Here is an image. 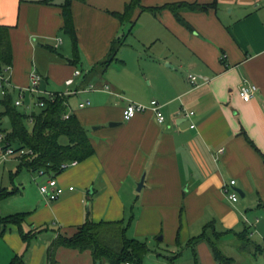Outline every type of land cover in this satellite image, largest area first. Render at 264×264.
Segmentation results:
<instances>
[{"label":"crops","instance_id":"crops-1","mask_svg":"<svg viewBox=\"0 0 264 264\" xmlns=\"http://www.w3.org/2000/svg\"><path fill=\"white\" fill-rule=\"evenodd\" d=\"M44 1L0 0V21L11 26L9 77L16 87L28 88L37 72L43 91H78L68 110L86 128L95 154L55 176L66 191L54 202L41 191L34 199L24 197L25 186L13 188L17 192L12 195L20 193L23 200L2 208L0 220L15 213L26 216L21 226L9 224L0 235V264H50L48 250L58 234L73 235L87 219L121 220L128 177L137 183L145 177L141 191L148 219L156 215L170 223L172 246L189 243L186 258L178 256L176 247L168 251L174 264H219L207 242L190 244L210 223L219 232L248 228L262 247L264 0H141L143 7L159 11L137 9L126 23L110 11H124L129 0L75 1L78 62L72 60L75 49L63 31L64 0ZM186 3L213 7L194 10ZM167 4L177 5L189 26L164 8ZM139 22L140 64L129 67L128 38ZM117 40L123 45L104 70L99 63ZM77 69L83 74L74 76ZM190 74L197 76L195 84ZM71 77L75 82L67 86ZM246 79L258 86L247 102L239 93ZM86 100L90 104L80 107ZM152 100L159 102L164 123L151 108L124 120L130 102L150 106ZM189 111L194 115L186 116ZM231 179L239 192L236 202L224 193ZM40 230L27 244L22 232ZM232 237V232L224 234L222 241L236 242ZM171 257L159 256L156 262L173 264ZM53 264H94V259L89 250L61 246Z\"/></svg>","mask_w":264,"mask_h":264},{"label":"trees","instance_id":"trees-1","mask_svg":"<svg viewBox=\"0 0 264 264\" xmlns=\"http://www.w3.org/2000/svg\"><path fill=\"white\" fill-rule=\"evenodd\" d=\"M75 1L86 2V0H64L60 6L62 7L64 19L63 31L70 37L75 49L72 60L78 62V35L72 8ZM44 2L53 3V0H45ZM185 6L194 10H208L213 7V5L194 3H186ZM140 8L155 13L160 9L143 7L141 0H129L124 11H110V13L122 23H126L132 21L134 13ZM164 8L171 9L181 23L189 26L181 17L177 5L167 4ZM10 30L11 26L5 25L0 21V69L13 64ZM122 45V40H117L112 44L108 57L99 63L104 70L107 69ZM17 94L16 91L9 92L6 96L0 98V103L5 108L4 114L9 117L12 125V132L7 134L5 138L7 146L13 147L14 143H18V147L14 148L15 151L29 149L33 152V155L27 154L19 159L21 162L20 167L25 166L33 172L40 171L41 173H49L50 176H57L65 171L61 168L63 163L82 162L95 154V147L86 128L78 116L68 110L71 95L57 92L53 99L44 98L45 106L41 107L39 113H35L16 106L15 99ZM66 114H69V116L65 117ZM2 115H0V118ZM29 124L32 125L31 129L28 127ZM63 136L68 138L67 144L60 142V138ZM16 190L1 189L0 199L14 194L17 192ZM25 216L26 213H15L2 218L0 220V235H4L9 224L21 226ZM41 231L22 232V235L28 244L31 238ZM230 232L240 242V252L250 254L252 252L251 249H253L254 253L251 254L254 255L260 249L264 250L260 244L251 239V233L248 228L241 232H219L213 223L206 225L203 232L194 237L190 244L194 247L198 242H207L219 264H235V259L232 256H228L221 246L223 243L222 236ZM61 246L80 251H91L94 264H142L144 256L149 251L145 243L128 236V227L122 219L113 221L101 220L99 222L87 219L82 225L78 226L77 231L73 235L58 234L48 250L50 264L55 262L56 251ZM17 260L18 257L13 262ZM172 262L174 264V260Z\"/></svg>","mask_w":264,"mask_h":264},{"label":"rangeland","instance_id":"rangeland-1","mask_svg":"<svg viewBox=\"0 0 264 264\" xmlns=\"http://www.w3.org/2000/svg\"><path fill=\"white\" fill-rule=\"evenodd\" d=\"M67 39L68 41H70L69 38ZM128 40H129L128 43L132 44L131 46H134L133 48L131 46L128 48L129 51V55L127 56L128 58L127 63H129L128 66L132 67L134 65H139L140 58L136 53V49H138L137 47H140L139 46L140 22L137 24V26L134 27L132 33L129 34ZM26 101H32V97L30 94L27 95ZM22 109L27 110L26 108H22ZM40 111H41V107L34 106L28 112L39 113ZM4 113H5V108L0 103V115L3 114L1 116L0 129L5 135H7L12 132V125L9 120V117ZM28 127L31 129L32 125L29 124ZM60 142L66 143L67 137L65 136L61 137ZM16 147H18V143L13 144V148ZM18 157H19L18 154H13L10 155L6 160L0 159V190L2 189V187H8L9 191H12L13 188L15 187L25 186L26 194L24 195V197L27 198L28 194H30L32 195V198L37 199L36 195L40 191V186L46 184L45 179L47 177L49 179L50 174L49 173L41 174L40 171L33 172L28 170L25 166L20 167V163H18L17 161L19 160ZM66 170L63 172H66ZM63 172L60 173L59 175H62ZM21 180H24L22 186H20ZM139 182L137 183L136 181L132 180L131 177H128L123 184L122 196L125 199L126 208L122 220L125 222V224L128 227V236L145 243L149 248V251L146 253V255L143 258L142 264H157L156 261L159 258V256H165V255L169 257L173 256V254L168 251L174 249V247H176L175 249H178L177 250L178 256L180 255L181 257L186 258L184 254L187 253L186 254L187 256L191 255V248L187 246V244L189 243L183 244L181 242L180 246L177 244L175 246H172V244L169 242V235H167V233L170 231V226H171L169 222H166L165 220L162 219H156V215L155 217L151 215L150 219H148L147 213H149L150 210L149 208L143 205L144 194L142 193V191H136ZM62 196L60 198H62ZM22 197H23L22 194L17 193L15 194V197L13 195L12 196L9 195L8 197L0 199V211L2 208L3 210H5L8 204L12 205V204L20 203V201L23 200ZM54 201L56 200H51V202ZM88 205L89 208H91L90 204ZM50 231L52 232V229H50ZM45 233H49V232H45ZM45 233H43L42 235L44 236ZM165 234L167 236H165ZM160 237H163V239H160ZM177 239L178 237H176V242ZM231 239H234L236 242H238V240L235 237H232ZM236 242L232 243L227 241V242H223L221 245L224 252L228 256H232L235 259V264H264L263 249L257 251L256 256L252 254H244L240 252L238 248L239 245H237ZM258 242L262 243L261 241ZM262 244H263L262 247L264 248V243ZM171 260H175V258L171 257ZM160 263H162V260L161 262H159V264Z\"/></svg>","mask_w":264,"mask_h":264},{"label":"built area","instance_id":"built-area-1","mask_svg":"<svg viewBox=\"0 0 264 264\" xmlns=\"http://www.w3.org/2000/svg\"><path fill=\"white\" fill-rule=\"evenodd\" d=\"M225 56V55H224ZM11 71V66H7L3 69H0V98H3L6 96L9 92L16 91L17 96L15 99L16 106L20 108H26L28 111L32 109L34 106L44 107L45 106V100L44 98L53 99L57 92H50V91H43L41 87L42 82V76L34 72L31 76V85L28 88H21L16 87L10 77L9 73ZM83 71L80 69L75 70L74 76L82 75ZM189 78L192 83L197 82V76L190 74ZM75 82V77H71L66 80V85L71 86ZM91 88H94L91 85ZM258 91V86L251 82L250 80L246 79L245 82L242 84L240 88V96L244 101H250L254 98L256 92ZM78 91L74 90H67L66 92H60L61 94L65 95H72L76 94ZM31 95L32 101H26L27 95ZM90 104V100L83 101L80 103V107H86ZM148 108H151L160 123H164L166 121V117L164 113L160 110V104L157 100H152L150 103V106L130 102L123 111V117L124 120L129 121L133 119L138 113L145 112ZM194 115V111L186 112V116L191 117ZM69 114H66L65 117H68ZM0 125H1V118H0ZM195 125H192L194 127ZM6 135L2 132L0 129V159L6 160L10 155L18 154L20 159L24 155L31 154L33 155V152L29 149L25 150L22 149L20 151H15L13 147H8L7 143H5ZM224 151L223 148L220 149V153ZM77 161L72 162H65L61 165V168L66 170L70 167H73L77 164ZM236 180L231 179L228 183L225 184L224 193L227 195V197L232 201L236 202L239 199V192L235 189ZM69 190H74V187H70ZM40 191L48 197L50 200H57L59 199L66 191L64 187H62L55 176H50V178L47 180L46 184H43L40 186ZM126 264H134V263H126Z\"/></svg>","mask_w":264,"mask_h":264},{"label":"water","instance_id":"water-1","mask_svg":"<svg viewBox=\"0 0 264 264\" xmlns=\"http://www.w3.org/2000/svg\"><path fill=\"white\" fill-rule=\"evenodd\" d=\"M117 123H110V125H116ZM144 182H145V177H142L141 181L138 184V191H141L143 186H144ZM89 207V205H88ZM162 238V237H161Z\"/></svg>","mask_w":264,"mask_h":264}]
</instances>
